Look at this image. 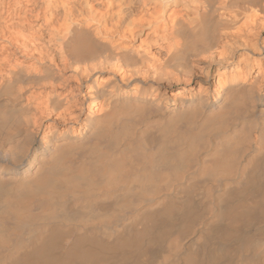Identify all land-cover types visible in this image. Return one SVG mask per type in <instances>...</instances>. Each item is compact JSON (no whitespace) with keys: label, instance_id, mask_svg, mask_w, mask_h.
I'll list each match as a JSON object with an SVG mask.
<instances>
[{"label":"bare ground","instance_id":"1","mask_svg":"<svg viewBox=\"0 0 264 264\" xmlns=\"http://www.w3.org/2000/svg\"><path fill=\"white\" fill-rule=\"evenodd\" d=\"M0 264H264V0H0Z\"/></svg>","mask_w":264,"mask_h":264}]
</instances>
